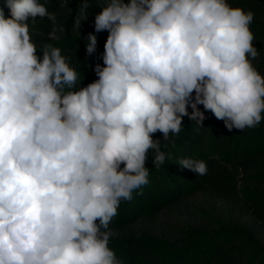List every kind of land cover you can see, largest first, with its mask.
Segmentation results:
<instances>
[{"label":"clouds","instance_id":"9594fccd","mask_svg":"<svg viewBox=\"0 0 264 264\" xmlns=\"http://www.w3.org/2000/svg\"><path fill=\"white\" fill-rule=\"evenodd\" d=\"M97 3L104 66L79 88L71 58L50 43L41 57L32 40L36 17L59 39L56 14L40 0L0 6V264H124L109 246L110 223L149 183V150L155 168L170 159L153 134L178 135L185 116L202 127L198 105L229 130L264 121L251 10L228 0ZM89 7L81 0L76 29ZM96 49L89 33L86 53ZM178 164L207 173L203 160Z\"/></svg>","mask_w":264,"mask_h":264},{"label":"trees","instance_id":"16d2710c","mask_svg":"<svg viewBox=\"0 0 264 264\" xmlns=\"http://www.w3.org/2000/svg\"><path fill=\"white\" fill-rule=\"evenodd\" d=\"M49 12L55 13L57 23L65 31L59 39L49 40L51 22L47 17L29 18L32 40L39 50L46 43L61 49L62 55L71 58V65L79 74L77 88L98 79L95 66H104L102 54L108 32H95V16L102 9L97 0H89L87 19L79 29L74 22L79 18L81 0H40ZM128 2V0H125ZM233 7L251 10L254 20L250 30L259 58L253 64L264 75V0H228ZM4 0H0L3 6ZM5 16L9 10L4 8ZM97 36V49L86 53L87 36ZM202 127L183 117V129L178 135L170 134L164 141L157 131L154 140H160L162 151L170 156L165 164L155 168L152 150H149L146 167L150 169L149 183L133 192L131 201H121L118 215L110 228L115 235L109 246L124 264H264V121L254 128L229 130L223 120L212 112L204 111ZM191 113V107L188 108ZM203 160L207 173L199 176L178 163L181 159ZM123 167V165H121ZM142 193V194H138ZM196 193L235 202L250 217V225L217 224L207 231L189 226L179 231L177 239L158 238L148 232H132L130 227L144 219L153 221L161 211Z\"/></svg>","mask_w":264,"mask_h":264},{"label":"rangeland","instance_id":"374dc122","mask_svg":"<svg viewBox=\"0 0 264 264\" xmlns=\"http://www.w3.org/2000/svg\"><path fill=\"white\" fill-rule=\"evenodd\" d=\"M255 60L252 61L254 64ZM250 225L251 220L235 202L196 193L160 212L153 220L141 219L130 227L132 232H148L158 238L177 239L179 231L189 226L211 231L217 224ZM264 242V234L259 236Z\"/></svg>","mask_w":264,"mask_h":264}]
</instances>
